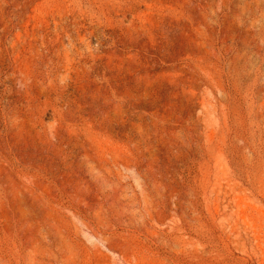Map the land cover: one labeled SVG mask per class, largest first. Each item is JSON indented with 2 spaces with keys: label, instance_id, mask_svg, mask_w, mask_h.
Listing matches in <instances>:
<instances>
[{
  "label": "rangeland",
  "instance_id": "1",
  "mask_svg": "<svg viewBox=\"0 0 264 264\" xmlns=\"http://www.w3.org/2000/svg\"><path fill=\"white\" fill-rule=\"evenodd\" d=\"M1 4L0 264H264V0Z\"/></svg>",
  "mask_w": 264,
  "mask_h": 264
},
{
  "label": "bare ground",
  "instance_id": "2",
  "mask_svg": "<svg viewBox=\"0 0 264 264\" xmlns=\"http://www.w3.org/2000/svg\"><path fill=\"white\" fill-rule=\"evenodd\" d=\"M2 4H1V8L3 10V12L5 14H8V16L12 15V17L15 16V12H16V4H17V0H1ZM10 6H12V12H8V8H10ZM8 9V10H7Z\"/></svg>",
  "mask_w": 264,
  "mask_h": 264
}]
</instances>
